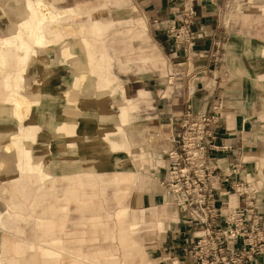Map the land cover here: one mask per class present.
<instances>
[{
	"label": "crops",
	"instance_id": "0c3cea01",
	"mask_svg": "<svg viewBox=\"0 0 264 264\" xmlns=\"http://www.w3.org/2000/svg\"><path fill=\"white\" fill-rule=\"evenodd\" d=\"M45 1L66 10L62 28L72 27L68 21L76 12L90 9L92 17L80 29L95 32L103 29L102 23L108 28L94 36L64 37L62 45H68L76 58L73 62L62 54L60 64L53 62L52 48L45 53L46 61L35 57L30 62L25 86L30 109L21 122L1 94L0 192L5 180L18 173L17 160L4 145L20 126L36 125L39 134L48 135L45 146L52 155L68 147L71 153L66 157L70 155L72 163L102 162L108 173L43 183L26 174L9 183L11 206L0 198V264H154L143 249L144 229L153 232L148 241L157 264L189 263L183 246L200 234L202 226L194 225L160 185L187 104L194 114L209 115L220 103V117L209 127L215 148L208 149L206 160L217 173L238 165L233 182H244L247 190L239 196L231 182L211 180L214 210L221 213L217 223H222L226 209L251 203L264 228V98L258 90L264 94V0H191L194 29L201 37L189 50L165 32L188 0H76L71 5L61 0L66 7H56L57 0ZM5 3L22 7L18 0ZM13 18L0 12V31ZM80 18L83 22L86 15ZM85 38L95 42L97 50H92L93 42L86 39L93 62ZM17 50L5 54L2 81L6 72L19 73ZM56 113L62 117L59 130L52 127ZM26 141L29 146L31 141ZM74 177L75 183L70 181ZM135 178L140 179L134 192L140 208L126 204L114 212L106 210L107 188L113 186L118 199L128 193ZM120 209L125 210L122 217L116 214ZM119 240L127 246L118 248ZM43 243L62 253L48 260L37 248ZM119 250L122 254H117ZM255 264H264V255Z\"/></svg>",
	"mask_w": 264,
	"mask_h": 264
},
{
	"label": "built area",
	"instance_id": "2783aa9c",
	"mask_svg": "<svg viewBox=\"0 0 264 264\" xmlns=\"http://www.w3.org/2000/svg\"><path fill=\"white\" fill-rule=\"evenodd\" d=\"M179 15L170 21L165 32L189 50L201 37L194 29L196 11L191 0L183 4ZM188 92L192 93L193 88ZM220 107V103L214 106L213 114L196 115L190 104L186 105L180 130L173 138L176 145L167 153L169 163L160 185L189 214L194 225L202 226L200 234L183 246V253L189 258L187 264H255L264 255V228L259 224L256 207L248 203L245 208H228L222 223H217L221 213L214 210L211 180L231 182L234 193L247 194L244 182H233L238 165L228 173H217L206 160L208 149L215 148L209 127L220 117Z\"/></svg>",
	"mask_w": 264,
	"mask_h": 264
},
{
	"label": "rangeland",
	"instance_id": "374dc122",
	"mask_svg": "<svg viewBox=\"0 0 264 264\" xmlns=\"http://www.w3.org/2000/svg\"><path fill=\"white\" fill-rule=\"evenodd\" d=\"M35 1H39V0H18L19 4L22 3V7H21V10L22 11H25L26 7H27V4L30 3L32 5L35 4ZM70 2L69 3H66V0L64 2V5H71L73 4L72 2L76 1V0H69ZM75 4V3H74ZM62 5L61 3V0H57L55 2V6L56 7H66ZM56 13L54 14V16H50L48 19H50L47 24H49L48 26V31L52 37V40L50 41H47V42H41L40 44H38L37 46H35L34 44V41L31 40V37L29 36L28 32L30 31V28L28 26H23L21 24V21L20 19L16 18L14 16V25H15V29L17 30L18 33H16V36L11 34V33H8V30L6 29L5 31H0V40L2 39L3 36H13L14 38V44H11L10 42L6 43V44H3L2 46V49L0 50L1 54H0V68H3L5 67V64H6V59H5V54H7V52L11 51L14 47H16V49H19L17 51H20V57H19V66H20V69L19 70H16L17 71H20L23 66L29 61V58L33 55V51L32 49L33 48H38V49H41V48H44L47 46V49L48 48H52L55 46V43H62L63 41V38L66 37V36H76V35H80V34H90L92 36L94 35H98L100 34L101 32L107 30L108 28V25L105 24V23H102L104 25L103 29L102 30H97V31H91L89 29H86L85 31H82L80 28L81 26H83V23L85 21H88L92 16H91V11L92 9H90V11H83V10H80V12H76L74 15H72L70 17V20L68 21V24H72V27L71 26H64L62 28V24L63 22H61L63 19H64V14L66 13V10L63 11L62 9H58V11L55 9ZM4 13H9L7 11H4ZM11 14V13H10ZM86 15V18L83 22L80 21V17L82 15ZM13 15V14H11ZM28 20V22L32 21L33 23V18L30 17V15L28 14H25ZM52 17V18H51ZM52 19H60V20H55L54 22H51ZM20 22V24H19ZM7 21H6V25H7ZM18 25H17V24ZM19 35V36H18ZM88 38H85L83 39V44L84 46L88 49V53H89V57H90V61L93 62V59H94V54L92 53L91 49H90V44L89 42L86 40ZM21 40L24 42V44H21ZM90 40L91 42H93V47L92 50H97L96 48V45H95V42L93 39H88ZM28 42L27 44V47H30L31 49H26L25 47V43ZM54 45V46H53ZM66 46V51H64L62 53L63 56H65L66 58L69 59V62H73L76 58L74 55L71 54L69 48H68V45L65 44ZM54 51V49L52 48L51 51ZM52 51V53H53ZM264 73V72H263ZM19 73H14L12 76V74L10 72H6L5 75H4V80L2 81L0 79V87L2 89V94L4 95L3 97V100L5 102H10L11 104H13V98H9V95L10 93H13L15 92L16 90V86L22 88V87H25V83L22 82V77H19L18 78V75ZM9 75V76H8ZM2 78V74L0 75ZM8 76V77H7ZM26 88V87H25ZM262 90V89H261ZM9 93V94H8ZM27 103H28V106L26 108V111L24 113L23 116H20L19 114L15 113V116L17 117V119L19 121H21L22 118L25 117V115L28 113L29 109H30V100L28 98H25ZM14 106V104H13ZM15 112V111H14ZM4 118H6V114L4 113ZM5 120V119H4ZM55 123L53 117H52V127L55 128V129H61V126L60 124L56 127L53 126V124ZM60 126V127H59ZM26 133V137L23 138L22 136V140L19 141V148H18V152L16 155V163L17 162H20L21 166H22V169L20 171V178L23 176V175H26V174H32V175H35L37 178H38V175L41 176V174L43 173L42 172V168L43 167H47L49 168L50 170L53 169L52 167V159H55V158H58L59 157V154L61 153V155L63 156L64 159H66L68 156L71 157L70 155H68L66 157V154L68 153H71V149H68V147L66 148L67 150L69 151H66V149H61L60 152L56 151L54 148H53V145H52V142L49 144V146L52 147V149L56 152H58V154L55 156L51 154V151L50 149L47 148L46 145V140L48 139V135H45V134H39L38 133V127L35 125V126H30L28 128H25L24 131ZM26 140H29L31 141L30 145L28 146L27 145V141ZM9 142H12L13 140L10 138L8 140ZM16 140H14L13 142H15ZM35 142H41L43 144V148L45 149V153L43 156L39 157V159H37V161L35 160V158L32 156V151H31V148L33 147V145L35 144ZM15 146H13L14 148ZM26 147L29 148V150L27 151L26 150ZM63 148V147H62ZM72 150H76V147H72ZM118 169L120 168L117 167ZM122 168H120L119 170H121ZM57 174H59V170L57 169L56 170ZM56 172H54L56 174ZM16 175V174H15ZM58 176H56L55 178H53V180H55ZM6 182V185L4 186V183L1 185V187H3L4 191L2 190L0 192V198L6 203L7 207H10L11 206V200L9 199V197L7 196V191H8V184H9V179H6L5 180ZM138 183H140V179L139 178H135L134 181H132L130 184H129V190H128V193L125 194V195H121L118 199H115L114 198V195H113V186H110L107 188L106 192H107V195L108 197L110 198L109 200V203L106 204L107 202H103L104 206L106 207V210H115V208H118V207H121L123 205H128V206H131V207H134V208H140V206H138V204L136 203V194L134 193L136 190H138L140 187H138ZM109 207V208H107ZM114 208V209H113ZM3 209V203L0 201V210ZM114 212V211H113ZM149 211H145V214L148 215ZM117 214V213H116ZM140 237L142 238V245H143V249H144V252H145V255H146V258L153 261L154 264H157V259H156V254H152L151 253V247H149L150 244V241H148L149 238H151L149 235L152 234L153 232H147V229L145 230H141L140 231ZM120 243L117 244L118 248L119 246H127V243H124L122 242L121 240H119ZM106 247V245H104ZM31 247V246H30ZM129 247V246H128ZM127 253H130V251L128 249L125 250ZM183 251V250H182ZM107 253V250L104 252V251H101V254H106ZM117 254H122V251L119 250L117 252ZM184 254V253H183ZM79 263V262H77ZM119 264V263H117Z\"/></svg>",
	"mask_w": 264,
	"mask_h": 264
},
{
	"label": "bare ground",
	"instance_id": "6f19581e",
	"mask_svg": "<svg viewBox=\"0 0 264 264\" xmlns=\"http://www.w3.org/2000/svg\"><path fill=\"white\" fill-rule=\"evenodd\" d=\"M5 2H6V0H0V12L4 13V11H7V12L11 13L16 18L20 19L21 24L23 26H25V27L28 26L30 28V31L28 32V34L31 37V40L34 41L35 46H37L41 42H47V41L52 40V37L48 31L49 24H47V22L50 20L48 18L50 16L53 17L54 14L56 13V11L48 2H46L45 0H39V1H35L34 5L28 3L25 11H22L20 8H16V7L14 8L10 3H5ZM25 14L30 15L31 18L34 17L33 23H32V21L28 22V20H27L28 17H26ZM55 20H60V19H52L51 22H54ZM19 24H20V22H19ZM7 30H8V33H11L15 36H16V33H18L17 30L15 29V25H14L13 20H11L7 23ZM13 38H14L13 36H3L2 39L0 40V50L2 49L3 44H6L8 42H10L11 44H14ZM21 44H24V42L22 40H21ZM27 44H28V42L25 43L26 49H31L30 47H27ZM56 46H58L57 49L55 48ZM52 48L54 49V51L52 53L53 62H55V59H56L57 63L60 64L61 59L58 56H59V54H62L64 51H66V46L65 45L63 46L62 43H55V46ZM48 49H47V46L44 48H41V49H38V48L32 49L33 55L29 58V61L23 66V68L19 71V74L17 75L18 78L19 77L23 78L22 82H24L25 85L29 84L28 77H26V72H27V70L30 71V69L32 68L30 62L32 60H34L35 57H40V58H42L43 61H46L45 60V58H46L45 53ZM0 54H1V52H0ZM54 56H56V58H54ZM0 62H1V60H0ZM48 65L55 66L56 64L55 63H48ZM15 90H16L15 92L10 93L9 98H13L14 111H15L14 113H17L20 116H23L25 111H26V108L28 106V103H27L25 98H31V95L29 97L28 94H26L25 87L20 88V87L16 86ZM258 90H259V97L264 98L263 91L260 89H258ZM1 94H2V92H1V87H0V98H2ZM260 102L263 103V99H261ZM53 119L55 121L53 126L59 125L58 123H59V121L62 120V117L59 113H56L55 115H53ZM23 131H24V128L20 126L19 131L16 134H12L10 137L13 141L14 140H16V141L15 142H13V141L9 142L8 141L4 145L5 152L9 153V154H14L15 158H16L15 154H17L18 148H19V141L22 140V136H23V138L26 137V133ZM13 146H15V147L13 148ZM26 150L28 151L29 148L26 147ZM31 151H32V156L35 158L36 161H37V159H39V157L43 156L45 153V149L43 148V144L41 142H37V143L35 142V144L31 148ZM51 164L53 167L52 170H50L47 167L42 168L43 173L41 174V176L38 175V178H37L38 182L43 183V182L50 180V179L53 180V178H55L56 176H58V177H71V176H76L77 174H90V175H92V174L96 173L97 175H103V174L108 173L107 171H105L104 163H102V162H96V163L89 162V163H84V164H76V163L71 162L70 157H67L63 161V158L60 156L57 160H53L51 162ZM21 169H22V166H21L20 162H17V172L18 173L15 176L9 178V183L16 182L20 179ZM57 169L60 172L59 174H57V172H56ZM54 172H56V174ZM112 173H114V172H112ZM87 176H89V175H87ZM70 181L75 183L76 182L75 177L71 178ZM5 185H6V182H4V186ZM3 187L1 189V191L2 190L4 191ZM124 214H125L124 209H120L119 211H117V216H119V217H122ZM1 217H2V215L0 214V221H1ZM1 226L4 227V225H1ZM0 230H2V229H0ZM59 243H61V242L60 241L53 242V244H59ZM21 248L23 249V244H21ZM37 248H39V250L41 251V254L44 255V256L43 255L42 256L47 257L48 260L49 259H57L60 256V254L62 253V251L60 249H58L54 246L47 245L45 243L40 244L39 247H37ZM112 264H117V263H112Z\"/></svg>",
	"mask_w": 264,
	"mask_h": 264
}]
</instances>
